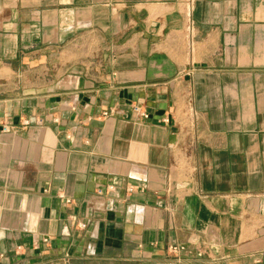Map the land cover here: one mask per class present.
<instances>
[{
  "label": "crops",
  "instance_id": "obj_1",
  "mask_svg": "<svg viewBox=\"0 0 264 264\" xmlns=\"http://www.w3.org/2000/svg\"><path fill=\"white\" fill-rule=\"evenodd\" d=\"M3 125L0 264H264V0H0Z\"/></svg>",
  "mask_w": 264,
  "mask_h": 264
},
{
  "label": "built area",
  "instance_id": "obj_2",
  "mask_svg": "<svg viewBox=\"0 0 264 264\" xmlns=\"http://www.w3.org/2000/svg\"><path fill=\"white\" fill-rule=\"evenodd\" d=\"M191 28H192V27H191ZM133 109H134L137 113H139L141 116H143V117H145V118L148 117V113H147L146 111H141L140 106L135 105V106L133 107ZM0 131H1V132H6V131H8V127L5 126V125H3ZM108 189H109V190H113V189H114V186H113V185H110V186L108 187ZM102 192H103L102 189H99V190H98V193H99V194H101ZM83 226H84V225H83ZM169 249H170V251H172V252H178L179 250H183V249H185V246H183V245H171Z\"/></svg>",
  "mask_w": 264,
  "mask_h": 264
}]
</instances>
